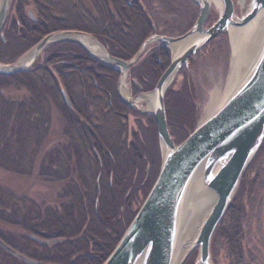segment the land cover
Segmentation results:
<instances>
[{
  "label": "trees",
  "instance_id": "trees-1",
  "mask_svg": "<svg viewBox=\"0 0 264 264\" xmlns=\"http://www.w3.org/2000/svg\"><path fill=\"white\" fill-rule=\"evenodd\" d=\"M29 4L35 9L36 20L26 10ZM155 24L154 15L143 0H12L11 11L2 30L4 39L0 34V63L11 64L45 35L62 30L92 34L111 55L128 61L153 35ZM42 52L44 58L37 59L24 77L34 82L37 88L35 92L21 95L18 100L11 102L7 90L0 89V164L9 171L30 168L28 180L38 177L39 182L51 183L54 192L46 190L33 198H26L14 191L6 192L0 186V204H9L13 208L16 206L17 214L29 216L28 222L23 225L25 231L19 230V233L9 232L0 223V238L39 263L102 264L141 206L132 209V203L128 201L139 192L145 199L158 176L160 151L153 144V138L155 141V135L157 137L156 122L153 116L139 115L120 99L117 90L120 71L92 56L81 44L69 40L58 41ZM169 64L170 51L164 46H157L141 56L129 70L134 79L135 92L153 90ZM22 73L13 74L17 78ZM0 77L3 75L0 74ZM41 87L54 91L60 89L61 92L65 88L68 92L72 103L70 111L75 122V134L68 136V139L77 145V151L81 154L78 156L80 163L83 160L87 169L77 168V181L81 182H76V178L72 177L70 171L75 170L72 164L75 161L70 163L68 157H63L42 174L38 168H33L32 151L40 149V140L43 139L39 123L49 118L53 111L52 103H45ZM165 104L170 133L179 144L195 129L196 107L192 93L190 90L179 93L168 89ZM21 106L25 108L22 116ZM9 109L12 112H8ZM15 116L19 121H14ZM131 116L136 118L134 124L137 123V131L136 128L129 129ZM141 117L146 119V127L154 132L152 138H149V131L140 120ZM19 124L20 128H16ZM25 129L28 135L24 140L20 135H15ZM263 152L264 143L258 154ZM254 160L246 169L213 236V264H219L216 255L220 242L226 246L227 264H249L245 258V236L242 230V220L248 215V208L242 198L245 193L249 194V209L252 211L253 188L257 180L249 181L247 177ZM100 173L106 177L112 174L115 183L111 190L107 182L108 190L103 182L84 181L86 177L94 178L95 174ZM102 195L111 200L107 211L100 204H95L96 200L102 199ZM20 200H24L25 204L18 207ZM2 208L0 206V211ZM61 208L72 211L75 217L70 216L65 234L58 236L56 227L50 221L57 218ZM7 210L13 212L12 209ZM77 211L89 223L84 234L78 238L70 237V230L77 221ZM30 232L41 238L61 240L39 243L27 239ZM16 239L19 240L17 244ZM30 249L41 255L40 258L32 257ZM0 254V264H39L26 262L2 247Z\"/></svg>",
  "mask_w": 264,
  "mask_h": 264
},
{
  "label": "water",
  "instance_id": "water-1",
  "mask_svg": "<svg viewBox=\"0 0 264 264\" xmlns=\"http://www.w3.org/2000/svg\"><path fill=\"white\" fill-rule=\"evenodd\" d=\"M193 1L199 6V14L190 30L181 36L173 37L157 34L154 29L153 35L128 61L111 55L104 46L107 60L93 54L84 43L69 35L87 34L98 43L99 41L92 34L77 30L51 32L31 49V52L34 50V56L28 65L49 45L58 41H74L97 59L118 68L123 77L151 41H158L162 46L171 49V46L193 37V41L178 55L172 56L169 66L153 90L157 92L158 98L152 114L161 145L166 147L165 154L161 150L162 160L158 176L133 220L102 264H173L185 200L199 171H202L205 184L215 191L217 197L195 242L199 255L194 264H213V236L239 188L246 169L264 143V46L257 61L230 97L212 115L198 124L184 141L177 144L173 139L168 128L165 94L175 75L184 65H188L192 55L228 31L231 25H245L259 11L264 10V0H250L245 13L237 17L234 1L221 0L222 10L217 20L206 27L211 13V2ZM11 3L12 0H0V33L8 18ZM29 15L36 20L32 11H29ZM27 66H21L18 62L0 64V74L22 72ZM172 76L174 77L171 79ZM62 93L69 103L64 90ZM118 94L123 102L132 105L133 99L126 101L120 90ZM29 238L44 244L61 240L41 238L34 234H30ZM0 247L26 262L39 263L16 251L1 239Z\"/></svg>",
  "mask_w": 264,
  "mask_h": 264
},
{
  "label": "rangeland",
  "instance_id": "rangeland-1",
  "mask_svg": "<svg viewBox=\"0 0 264 264\" xmlns=\"http://www.w3.org/2000/svg\"><path fill=\"white\" fill-rule=\"evenodd\" d=\"M147 8L151 11V14L154 15L155 23L158 27V33L168 35V36H181L185 34L189 29L192 28L194 22L199 14V6L193 0H171V3L164 4L162 0H143ZM235 3L236 15L237 17H241L245 11L248 9L250 0H243V4L239 3V0H233ZM12 7V3H11ZM11 7L9 13L11 11ZM26 10L32 11L35 16L34 7L32 4L27 5ZM221 11V10H220ZM218 9L211 6V13L209 16V20L206 24V27L213 24L220 12ZM9 16V15H8ZM158 16V17H157ZM36 17V16H35ZM8 19V18H7ZM7 22V20H6ZM4 24V27L6 25ZM3 27V28H4ZM3 30V29H2ZM159 45L158 41H154L150 43L145 51V54H148L153 48ZM31 48L25 51L22 55H20L16 60H14L11 64L17 63L23 56L29 54L31 52ZM170 51V61L172 59L173 53ZM231 41H230V33L229 30L225 31L220 37L214 39L209 44H207L203 49L199 50L196 54L192 55L189 58L188 65H184L180 71L175 75L173 82L171 83L168 89H172L174 92L184 93L186 90H190L192 93L193 104L196 107V125L195 128L204 121L206 118L204 116V106L209 100V93L216 83L222 84L228 75L230 68V60H231ZM44 58L43 52H41L36 58L41 60ZM35 60V61H36ZM34 61V62H35ZM30 65L25 68L24 73L20 74L21 76L15 77L14 74L3 75L0 77V89L7 90V97L11 99V102L18 100L21 95L32 93L36 91V85L34 82L26 80L24 78L26 76V72L31 66ZM3 64V63H0ZM19 73V72H17ZM19 78V79H18ZM124 79L125 92H123L122 81ZM20 80V81H18ZM121 82V84H120ZM134 79L132 78L131 73L128 71L126 75L123 77L120 76L118 89L120 90L121 96L126 100H134L132 105H128L134 112L143 116H153V110L150 109V101L147 99H140L142 95L152 94L153 90L143 91V92H135L134 88ZM223 83L222 85H224ZM117 89V90H118ZM65 91L69 103L65 100L63 93L60 89L58 91L51 90L47 87H41L40 92H42L44 97V101L46 103H52L53 111L51 116L45 119H42L39 123L41 129L42 140H40L41 147L37 151H32L33 156V168H38L40 170V174L47 171L48 168H51L55 164H57L63 157H68L70 163L75 165V170L70 171L72 177L76 178L77 182V168H84V161L80 163V158L78 157L80 151H77V145L70 142V138L74 133V118L71 114L70 108L72 107L71 100L69 98L68 92ZM118 90V91H119ZM168 91V90H167ZM125 93V94H124ZM41 94V95H42ZM125 103V102H124ZM126 104V103H125ZM166 106V104H165ZM13 108V107H12ZM24 107L21 106L20 113L21 116L24 115ZM77 111V109H76ZM152 111V112H151ZM8 112H12V109H9ZM167 113V110H166ZM13 116V115H8ZM129 129L133 130L136 128L137 131V123L134 124L135 117L131 116L129 118ZM9 120L12 119L9 117ZM18 120V117H14V121ZM145 127L147 126L146 119L141 117ZM46 126V129L44 127ZM16 126V128H18ZM20 128V127H19ZM43 128V130H42ZM108 128V127H107ZM149 131V138L154 136V132L149 127H146ZM169 128V127H168ZM147 131V133H148ZM170 131V130H169ZM102 132V129H100ZM106 132V130H105ZM153 133V134H152ZM75 134V133H74ZM155 141L153 138V144L158 146L160 151V160H162L161 153V141L159 139L156 127ZM17 136H21L24 138L28 135L26 129L23 132L15 133ZM118 135L123 136L122 133H118ZM142 135V134H141ZM174 139V138H173ZM22 142V140H21ZM35 145H32V147ZM36 148V147H35ZM156 148V147H155ZM37 149V148H36ZM82 152V149H81ZM119 158V156H118ZM77 159V160H76ZM255 162L252 170L248 174L249 181H256L253 191H254V204L253 210L249 209L251 202L249 201V194L245 193L243 195L242 201L246 208H248V215L245 219L242 220V230L244 233L243 247L245 252L246 261L249 264H264V152L256 155L254 158ZM17 169L16 171L5 169L0 164V186L6 191H14L17 194H23L26 198H33L36 194L40 195L41 192H54L51 183L48 185L46 182H39L40 179L38 177L30 178L27 176L31 169ZM75 174V175H74ZM115 183V182H114ZM103 186L105 187V182H103ZM107 189V186L105 187ZM112 188H110L111 190ZM105 196V195H104ZM46 198V197H44ZM50 200L53 199L49 198ZM25 200V199H24ZM23 200V201H24ZM144 198L139 192L135 195L130 201L132 209H135L137 206H140L143 202ZM22 200L19 201L18 207H21L23 204ZM110 198L103 197L102 199L96 200L95 204L100 206L107 211L108 204H110ZM16 205V204H15ZM0 213V223L4 225L6 230L9 232L15 231L19 233V230L25 231L23 225L25 226L26 222H28L29 216L19 215L17 214L18 208L15 206L14 208L9 204H3ZM13 210V212L8 211ZM115 211V210H114ZM11 212V213H10ZM26 212V211H25ZM116 213V212H115ZM80 212L77 211L75 215H77V221H75L74 227L70 230V237L83 235L86 231L89 223L86 219H82ZM69 216V217H68ZM70 216H74L72 211H68L66 208H61L59 210V215L57 218L52 219L50 222L54 224L56 227V235L62 236L66 232V223L69 222ZM75 217V216H74ZM73 219V217H71ZM73 221V220H72ZM65 222V223H64ZM3 227V226H2ZM69 230V229H68ZM8 232V231H7ZM125 232V231H124ZM28 233V232H27ZM33 234V233H29ZM35 235V234H34ZM29 237V236H28ZM27 239H31L28 238ZM1 239V238H0ZM2 240V239H1ZM16 244L19 240H15ZM32 257L40 258L41 255L36 254L32 249H30ZM1 255V254H0ZM199 249L194 248L184 259L181 264H190V262L195 263L198 259ZM211 255L213 252L211 251ZM109 256V255H108ZM21 259V258H20ZM216 259L219 261V264H227V250L224 242L219 243V248L217 251ZM23 260V259H22ZM105 261V260H104ZM103 263V262H102ZM44 264V262L42 263Z\"/></svg>",
  "mask_w": 264,
  "mask_h": 264
},
{
  "label": "bare ground",
  "instance_id": "bare-ground-1",
  "mask_svg": "<svg viewBox=\"0 0 264 264\" xmlns=\"http://www.w3.org/2000/svg\"><path fill=\"white\" fill-rule=\"evenodd\" d=\"M209 1L211 2L212 7L218 9L219 11L222 10L221 0ZM239 3L243 4L244 2L243 0H239ZM229 33L232 50L229 72L226 80L223 82L225 84L222 85L223 83H216L210 91L209 100L204 106L205 118L212 115L230 97V95L246 77V75L260 56L264 46V10L259 11V13L245 25H231L229 28ZM69 36L84 43L93 54L107 60L105 48L97 41H95L90 35H77L76 33ZM2 38L4 39V36H2ZM192 39L193 37L191 39L189 38L183 43L171 46L173 56L178 55L187 44L193 41ZM148 45L144 49L141 56L145 54ZM33 56L34 50L29 54L23 56L18 61V64L21 66H27L31 62ZM173 77L174 76H172L171 79ZM125 88L126 87L124 86L123 79L121 88L123 92H125ZM157 98V92H153L152 94L142 95L140 99L149 100L150 109L154 110L157 104ZM161 150H163V153L165 154L166 147L164 144L161 145ZM216 197L217 196L215 191L210 189L205 184L202 171H199L191 183L185 200L183 214L181 216V227L173 258V264L183 263L185 257L195 248V242L197 240L201 227L205 219L207 218L212 206L214 205Z\"/></svg>",
  "mask_w": 264,
  "mask_h": 264
},
{
  "label": "flooded vegetation",
  "instance_id": "flooded-vegetation-1",
  "mask_svg": "<svg viewBox=\"0 0 264 264\" xmlns=\"http://www.w3.org/2000/svg\"><path fill=\"white\" fill-rule=\"evenodd\" d=\"M158 1H160V0H158ZM163 1V3L164 4H169V3H171V0H162ZM31 17V16H30ZM158 17V16H157ZM155 26V31H156V33L157 34H160V33H158L159 31H158V27H157V24H155L154 25ZM160 35H163V34H160ZM158 46H162L161 45V43L159 42V45ZM167 48V47H166ZM95 150V149H94ZM95 152L97 153V151L95 150ZM103 153H104V151H102ZM85 170H87V169H85ZM85 173V172H84ZM89 174V173H88ZM88 174H86V175H88ZM90 175V177H91V174H89ZM87 178V177H86ZM85 178V179H86ZM84 179V181L85 182H107L108 183V186L111 188L112 186H113V184H114V180H113V177H112V174H107V177L106 176H104V173H100L99 175L98 174H95L94 175V178H88V179H86L85 180ZM79 182H81V180H78ZM77 181V182H78ZM107 183H105V187L107 186ZM106 190H108V189H106Z\"/></svg>",
  "mask_w": 264,
  "mask_h": 264
}]
</instances>
